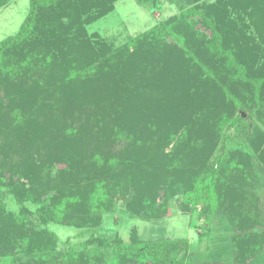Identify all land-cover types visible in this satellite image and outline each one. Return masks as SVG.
I'll return each mask as SVG.
<instances>
[{
    "label": "trees",
    "instance_id": "16d2710c",
    "mask_svg": "<svg viewBox=\"0 0 264 264\" xmlns=\"http://www.w3.org/2000/svg\"><path fill=\"white\" fill-rule=\"evenodd\" d=\"M10 1L0 0V8ZM118 1L30 0L29 14L19 32L0 42V89L1 84L13 86L24 74H30L46 65L49 67L45 73L52 80L57 79L54 74L57 72L58 75H65L69 83L88 87L90 101L85 105L86 108L100 109L113 104V93H121L119 88L129 82L128 75H133V71H129L140 67L142 51L147 46L155 45L163 49L173 39V43L181 48L182 57L191 69L183 78L188 80V77L192 79L196 75L208 82L207 88L197 100L205 102L210 109L215 108L216 111L222 106V110L213 116L214 121L211 118L208 121L215 126L218 147L211 152L210 159L200 170L194 188L186 191L184 197L187 196L194 206L203 203L200 216L206 215V219L209 215L222 214V198L217 192L218 186L220 182L226 183L229 174H232L229 167L236 169L234 172H238L241 167L240 181H236L233 186L237 189L240 187L242 192H239L235 201V208L228 213L224 212L230 225V234L223 235L229 240L228 246L223 250L227 254L213 260L195 261L190 258L191 245L186 238L142 241L138 234L133 233L130 242L126 243L118 234L110 236L98 231L102 214L115 205L114 193L119 192L120 197L125 196L128 188L130 189L128 185H132L131 189L135 190L137 185L142 184L137 183L143 179L142 171H132L129 163L131 160L125 157L127 152L142 149L141 140L130 130L123 131L121 128H118V133L112 134L115 140L105 139L112 148H105L106 155L101 151L96 161L102 162V165L108 164L113 171L117 168L118 173H125L127 176L119 175L118 178L102 180L86 193L78 191L75 194L76 192L69 191V194L59 196L51 193L49 201L59 199L53 206H47L44 199H39L22 172L13 170V176L17 179L7 178L6 174L11 170L0 164V189L6 187L20 207L18 215L8 214L0 198V217L6 216L9 219L8 237L18 238L27 230H32V241L36 239L37 242L33 241L35 251L23 264H251L264 253V184L262 188L254 187V181L248 178V164L241 162L237 157L238 151L233 150L241 144H234L232 148L226 143L224 136L226 127L241 125L244 120L241 111L244 113L255 109L258 119L264 124V48L259 46L253 35L261 22H264V0H255L250 6L242 3L243 0H191L190 7L179 8V16L154 26L126 45L107 52L102 57L92 52V49L85 53L92 40L87 27L111 13ZM139 1L151 3L156 0ZM251 7L257 8V12L250 11ZM231 8L237 14L234 12V15ZM252 14L254 23L251 26L245 21V16ZM192 39L193 44L190 46ZM144 42L147 45L144 44L142 51H139ZM82 46H85L82 48L84 52L81 50ZM77 53L82 55L78 60ZM54 67L57 71H52ZM62 78L58 81L60 84ZM40 97L41 95L36 98L37 101L33 99V94L28 98L26 104L32 111L31 114L13 104L7 106L10 101L4 105L6 108L0 107V135L13 133L12 130H17L20 134L28 122L36 120V110L45 111L49 104L48 101L41 102ZM114 102L119 103V99L116 98ZM180 106L170 104L171 108ZM127 113L129 119H141L140 114L133 109ZM207 113L210 114V110ZM65 116L67 117L63 113L62 117ZM72 123L77 125L72 127ZM72 123L66 125V130L59 129L60 138L66 144L81 136V131L86 128L80 127L79 121ZM188 136L189 134H185L183 137ZM61 151L62 149H56L54 153ZM241 156L253 169L256 162L248 154L243 153ZM68 157L69 155H64L60 159ZM48 158L49 155L41 163L40 180L43 184L49 183L55 187L60 181L51 176L52 167L46 163ZM234 163L237 165H233ZM114 173L117 177V172ZM162 188L163 186L155 184L152 187L157 195H160ZM139 193L145 196L144 190ZM153 196V192L150 193L147 202L149 201V207L156 216L154 219H159L163 215L160 210L165 207L166 201L161 202V207L160 203L155 202L158 197L155 200ZM37 198L39 202L36 201ZM28 202L41 205L35 214L44 228L31 226L29 215L32 212L27 206ZM81 218L83 220L79 225L95 230L97 234L89 238L83 250L71 248L64 252L57 251L58 237L45 227L51 222L77 225ZM209 226L211 224L207 225Z\"/></svg>",
    "mask_w": 264,
    "mask_h": 264
},
{
    "label": "rangeland",
    "instance_id": "374dc122",
    "mask_svg": "<svg viewBox=\"0 0 264 264\" xmlns=\"http://www.w3.org/2000/svg\"><path fill=\"white\" fill-rule=\"evenodd\" d=\"M254 1L243 0L242 3L250 6ZM190 5L191 0H156L151 3L119 0L111 13L87 27L92 40L87 45L88 50L86 49L85 53L92 49V52L102 57L103 54L126 45L154 26L179 16V8ZM231 9L234 15L237 14L233 8ZM249 10L257 12V8L251 7ZM29 11L30 0H11L0 8V42L19 32ZM253 15L245 16V21L251 26L254 23L251 19ZM253 35L259 46L264 48L263 21ZM169 42L171 44L164 46L163 49L151 44L152 46H147L143 51L142 47L146 42L142 43L139 47V51H142L140 67L129 71H133V75H128L129 82L119 88L121 93L116 91L113 93L114 101L118 98L119 103L112 101V105L100 109L86 108L85 105L90 101L88 87L69 83L65 75H62L65 76L62 78L57 72H54L57 79L52 80L45 73L49 67L46 65L40 66V69L30 74H24L13 86L1 84L0 107L10 101L7 106L13 104L31 114L32 111L26 103L32 94L35 101L41 95V102L48 101L49 104L45 111L36 110L37 119L28 122L20 134L17 130H12L13 133L0 135V164L11 170L12 173L6 174L7 178L14 177L13 170L17 173L22 172L24 178L29 181L27 184L39 199L41 201L44 199L45 205L53 206L59 199L49 201L51 193L58 196L69 194V191H74L75 194L78 191L86 193L95 186V183L126 175L118 173V169L115 168L118 174L115 177V171L111 166L102 165V162L96 161V157L101 155V151L106 155L105 148H112L105 139L115 140L112 134L118 133V128L123 131L130 130L140 138L142 149L138 152H127L125 157L131 160L129 163L132 171H142L143 179L137 181L142 184L137 185L135 190L131 189L132 185H128L130 189L128 188L125 196L120 197L119 192L114 193L115 205L102 214L98 231L110 236L118 234L126 243L130 242L133 233L138 234L142 241L186 238L191 245L190 258L195 261H208L227 254L223 250L228 246L229 240L227 241L223 235L230 234V225L224 212L228 213L235 208L237 204L235 201L239 197V192H242L239 190L240 187L237 189L233 186L240 181L241 167L238 168V172L229 167L232 174H229L226 183L220 182L218 186L217 192L222 198L221 206L219 204L222 214L209 215L206 219V215L200 216L203 203L194 206L187 196L184 197L186 191L194 188L200 170L210 159L211 152L218 147L215 126L208 121L210 118L214 121L213 116L222 110V106L216 111L215 108L210 109L205 102L197 100L207 88L208 82L196 75L192 79L188 77V80L183 78L188 74L190 67L182 57L181 48L173 43V39ZM192 44L193 39L190 46ZM82 48L85 46L81 47L83 51ZM78 54L75 55L77 60L82 56ZM52 71L57 69L54 67ZM61 78L60 84L58 81ZM171 103L181 106L171 108ZM131 109L138 112L141 119L127 118V111L130 112ZM209 110L211 117L207 113ZM63 113L67 117L63 118ZM240 114L244 117L241 125L226 127L224 137L232 148L234 144H241L233 150L238 151L237 157L241 162L248 164L247 173L250 175L248 178L254 181V187L262 188L264 124L258 119L255 109L244 113L241 111ZM44 120L45 124H42ZM72 121H79L80 127L86 128L81 131L83 132L81 136L66 144L60 138L59 129L66 130V125ZM75 125L77 124L72 123V127ZM185 134L189 136L184 138ZM52 149L62 151L54 153ZM240 153L248 154L252 161L256 162L253 169ZM47 155L49 158L46 163L52 167L51 176L60 181L55 187L49 183L43 184L40 180L41 163ZM64 155L69 157L60 159ZM154 184L163 186L160 195L156 194V187L152 189ZM141 190H144V197L139 193ZM152 192L155 200L158 197L156 203L162 205L161 202L166 201L165 207L161 206L163 208L160 213L163 215L159 219H154L156 216L149 207V201L147 202V197ZM262 193L264 195V188ZM0 198L8 214L18 215L20 207L6 187L0 189ZM27 206L32 212L29 215L31 226L37 229L44 228L35 214L41 205L37 202H28ZM82 220L81 218L77 225L51 222L45 227L58 237L57 251L64 252L71 248L83 250L89 238L97 234V231L79 225ZM8 222L6 216L0 217V264H23L35 251L33 241L37 243L36 239L32 241V230H27L18 238H9ZM208 224L211 226L207 227ZM251 264H264V253Z\"/></svg>",
    "mask_w": 264,
    "mask_h": 264
}]
</instances>
